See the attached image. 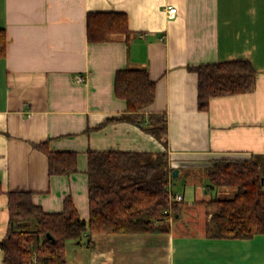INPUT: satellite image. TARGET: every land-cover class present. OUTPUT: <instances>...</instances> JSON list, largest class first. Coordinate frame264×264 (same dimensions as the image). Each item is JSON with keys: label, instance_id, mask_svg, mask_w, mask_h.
I'll return each instance as SVG.
<instances>
[{"label": "crops", "instance_id": "obj_1", "mask_svg": "<svg viewBox=\"0 0 264 264\" xmlns=\"http://www.w3.org/2000/svg\"><path fill=\"white\" fill-rule=\"evenodd\" d=\"M169 6L177 8L174 19ZM95 12L126 14L130 33L90 42L87 16ZM0 29L8 41L0 57V264L9 191L31 192L46 212L63 211L70 196L88 220L90 150L165 147L179 170L171 188L183 180L193 203L182 195L167 233L95 234L92 249L86 239L70 241L79 264H264V234L209 236L204 203L236 193L211 186L208 170L217 159L264 154V0H0ZM239 59L255 67V89L212 98L200 111L191 68ZM126 68H147L155 100L142 123L103 124L127 112L114 91L116 72ZM152 113L167 118L165 145L145 130ZM40 144L76 152L77 172L50 176Z\"/></svg>", "mask_w": 264, "mask_h": 264}, {"label": "trees", "instance_id": "obj_2", "mask_svg": "<svg viewBox=\"0 0 264 264\" xmlns=\"http://www.w3.org/2000/svg\"><path fill=\"white\" fill-rule=\"evenodd\" d=\"M128 17L118 12H95L87 16V37L103 43L114 34L128 35ZM7 34L0 29V57L6 55ZM197 75L198 109L207 111L210 100L250 93L255 89L257 71L246 59L202 64L191 68ZM115 95L126 101L127 112L110 122L144 121L141 112L155 100L156 82L147 68L116 72ZM167 118L149 114L145 130L165 145ZM48 157L49 175H71L78 170L77 153L51 152L38 145ZM89 219L81 218L70 196L61 212H46L35 204L33 194L9 191V223L1 242L4 264H67L70 241L86 239L92 249L95 234L167 233L170 213H179L172 200L173 169L164 151L88 152ZM212 187L235 190L232 197L204 203L209 207L207 234L214 238H253L264 234V154L224 156L208 170ZM3 187L0 183V194ZM34 222L35 227H31Z\"/></svg>", "mask_w": 264, "mask_h": 264}, {"label": "rangeland", "instance_id": "obj_3", "mask_svg": "<svg viewBox=\"0 0 264 264\" xmlns=\"http://www.w3.org/2000/svg\"><path fill=\"white\" fill-rule=\"evenodd\" d=\"M176 184L173 185V189H172V193L175 195L177 192H180L181 195H184L186 196L185 198V201H188V203H193V202H190L189 198L190 197V194L189 191L191 190V187H186V183L183 181V180H179V181H175ZM230 190H233V189H230ZM225 192V191H223ZM223 194H226V193H223ZM230 197V196H229ZM180 204L184 205L183 203L185 202H179ZM209 209V207H207ZM210 210V209H209ZM175 213L174 212H171L170 213V221H169V224L171 226V224L173 223V221H175ZM66 258H67V264H79L80 263V258L78 257L77 253H75V251L71 248V247H68L67 248V251H66Z\"/></svg>", "mask_w": 264, "mask_h": 264}, {"label": "built area", "instance_id": "obj_4", "mask_svg": "<svg viewBox=\"0 0 264 264\" xmlns=\"http://www.w3.org/2000/svg\"><path fill=\"white\" fill-rule=\"evenodd\" d=\"M167 15H168V17L170 18V19H174V18H176V16H177V8L176 7H174V6H169L168 8H167ZM81 79H83V78H81V77H78L77 78V81H80ZM171 198H172V200H174V201H176V202H181L182 200H183V198H182V195H180V194H171ZM32 264V263H31Z\"/></svg>", "mask_w": 264, "mask_h": 264}, {"label": "water", "instance_id": "obj_5", "mask_svg": "<svg viewBox=\"0 0 264 264\" xmlns=\"http://www.w3.org/2000/svg\"><path fill=\"white\" fill-rule=\"evenodd\" d=\"M179 170L175 169L173 170V178H176L178 176Z\"/></svg>", "mask_w": 264, "mask_h": 264}]
</instances>
